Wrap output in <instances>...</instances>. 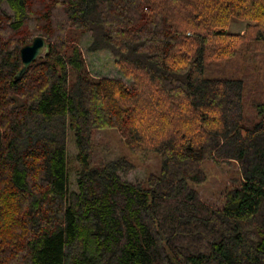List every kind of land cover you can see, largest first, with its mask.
<instances>
[{
	"label": "trees",
	"instance_id": "1",
	"mask_svg": "<svg viewBox=\"0 0 264 264\" xmlns=\"http://www.w3.org/2000/svg\"><path fill=\"white\" fill-rule=\"evenodd\" d=\"M87 34L129 84L89 72ZM263 88L264 0H0V264H264ZM113 129L161 168L127 180L94 151ZM206 160L238 167L221 208L193 186Z\"/></svg>",
	"mask_w": 264,
	"mask_h": 264
},
{
	"label": "rangeland",
	"instance_id": "2",
	"mask_svg": "<svg viewBox=\"0 0 264 264\" xmlns=\"http://www.w3.org/2000/svg\"><path fill=\"white\" fill-rule=\"evenodd\" d=\"M4 8L11 13L6 3ZM250 23L248 20L232 19L227 30L233 33H240L245 26ZM90 35L83 37L79 46L84 54V58L89 72L95 77H111L122 79L127 84L131 79L126 78L123 72L115 64V57L109 51H100L96 53L87 52V46L90 44ZM257 72V71H255ZM264 102V88L261 94H254V99ZM67 147V167L69 170V188L76 189V144L73 134L68 130L65 133ZM128 137L123 131L108 130L99 132L94 138V151L98 152L104 159L111 160L120 155L126 156L134 164L135 168L126 177L132 182H143L150 173H155L161 168V156L156 152H146L143 156L134 152L128 144ZM207 178L202 183L193 184L202 197V199L216 207H223L228 188L236 184V178L239 176L238 167L234 162H223L216 160H206L203 164Z\"/></svg>",
	"mask_w": 264,
	"mask_h": 264
},
{
	"label": "water",
	"instance_id": "3",
	"mask_svg": "<svg viewBox=\"0 0 264 264\" xmlns=\"http://www.w3.org/2000/svg\"><path fill=\"white\" fill-rule=\"evenodd\" d=\"M50 52V43L42 36L35 37L32 42L24 45L20 49L22 67L16 74V79H20L34 61L45 57Z\"/></svg>",
	"mask_w": 264,
	"mask_h": 264
}]
</instances>
